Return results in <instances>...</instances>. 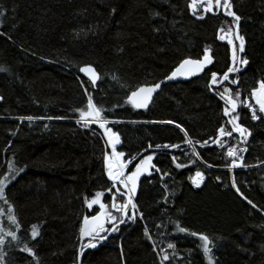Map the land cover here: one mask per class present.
I'll return each mask as SVG.
<instances>
[{
  "label": "trees",
  "instance_id": "trees-1",
  "mask_svg": "<svg viewBox=\"0 0 264 264\" xmlns=\"http://www.w3.org/2000/svg\"><path fill=\"white\" fill-rule=\"evenodd\" d=\"M189 2L0 0L4 12L0 16V96L4 97L0 101V178L9 177L5 193L22 225L15 228L8 220L9 205L0 201L5 210L0 215V235L13 230L18 236L16 241L5 236L0 246L7 254V264H35L19 251L25 244L33 247L39 264H75L82 216L98 210V206L88 209L83 198H91L110 184L103 166L107 149L102 130L98 125L83 128L76 123V109L86 106L85 88L110 121H120L109 124L120 133L118 150L136 154L149 143L181 147L154 149L158 151L153 163L171 176L161 179V174L153 172L140 178L135 199L144 219L122 224L96 248L87 249L80 264H160V255L172 256L174 251L175 256L165 264H208L198 241L176 231L177 221L215 240V264H264V215L230 186L235 176L241 192L264 209V120L253 121L247 109H238L240 123L249 128L251 136L241 145L247 147L241 153L247 166L232 172L223 166L224 154L239 135L223 149L197 145L212 168L197 161L176 169L172 155L185 164L193 158L182 142L183 133L174 125L151 123L173 120L194 139L207 140L227 120L222 113L224 102L217 94L222 87L213 91L207 83L210 72L222 75L231 65V46L218 39L222 34L218 29H226L232 18L221 11L197 19L187 8ZM231 2L241 17L242 56L249 63L239 73L230 74V78L239 76L238 85L225 82V86L233 91L239 87L244 99L264 79V0ZM206 46L215 62L203 76L165 85L148 110L126 103L135 86L163 80L180 59L200 58ZM85 64L101 76L94 87L79 71ZM27 116L37 119H20ZM196 170L205 172L201 188H194L188 179ZM103 199L109 202V195ZM33 224L39 231L35 240L30 237ZM145 226L152 240L145 237ZM168 243L176 249H168Z\"/></svg>",
  "mask_w": 264,
  "mask_h": 264
},
{
  "label": "snow or ice",
  "instance_id": "snow-or-ice-1",
  "mask_svg": "<svg viewBox=\"0 0 264 264\" xmlns=\"http://www.w3.org/2000/svg\"><path fill=\"white\" fill-rule=\"evenodd\" d=\"M187 8L191 11V14L197 19L203 20L207 14L216 15L223 11V14L227 17H231L232 21L228 24L227 28L221 27L218 29V39L220 41H226L227 45L231 46V65L227 67V70L222 75L215 71L210 72V78L207 83V87L210 90L215 91L217 87H222V91H218L220 100L224 102L222 113L224 117H227L225 123L221 124L217 129V135L210 137L207 140L194 139L181 124L173 120H161L151 121V123L174 125L179 132L183 133L182 142L187 145L191 150V157L188 163L179 162V157L176 155L171 156V163L176 169H184L189 165L195 164L197 161L204 164L207 168H212L213 165L203 159L200 152L197 150V145L201 148L209 146V141L212 144L224 148L229 140L233 138V134L239 135V139L235 144L227 147L224 154L226 163L223 165L229 170L246 167L243 163L244 157L241 153L247 151L246 145L248 137L251 136L249 128L240 123L239 108L243 107L251 113V120H264V79H260L256 82V86L252 87L247 96L241 99L242 92L237 87L235 91L231 87L225 86V82L230 85L239 84V76H233L230 78V74H236L241 71L242 66H246L249 61L246 57L240 56L239 53H243L245 50V37L239 32V21L241 17L233 10V4L231 0H190L187 4ZM4 14L3 9L0 8V16ZM158 15V14H157ZM211 48L206 46L203 49L202 56L200 58H192L190 56L184 57L179 60L178 63L171 69V71L165 75L164 79L156 83H142L135 86L130 90L127 95L126 103L133 109H147L152 99L153 94L161 88V84L165 81H173L178 78L188 79L196 76L205 71V68L213 63V56L211 55ZM3 70V69H0ZM79 71L83 73L89 83L94 87L97 81L101 79L100 74L96 68L91 64H85L79 68ZM116 77L113 76V79ZM87 96L86 106L84 108L76 109L79 112V119L76 120L77 124H80L83 128H91L92 125H98L102 130L106 149L103 153V166L107 180L110 182L109 186L104 190L95 191V193L89 198L84 196V204L90 210L94 206H98V210H95L93 214L83 215L78 228V246L77 255L75 258V264H80L81 257L85 254L87 249H93L97 247V244L107 239V236L113 232L119 230L121 224L127 221H135L137 218L143 220L144 214L139 211V206L136 202V195L139 187V181L142 176H151L153 172L161 174V179L165 176H171L169 171H163L157 167L153 160L156 153L153 151L149 154H145L149 149H179L180 144L176 143H164L155 144L149 143L147 149L143 152L136 154H128L125 151L118 150V146L122 145V139L118 131H114L112 127H109L110 123H120V121H110L105 115V109L102 106H98L87 88L84 89ZM4 99L0 96V101ZM21 120L33 121L36 117L27 116L20 117ZM51 120L53 117H47ZM55 119H62V117H55ZM14 134V133H13ZM185 155H188L185 153ZM131 166V168H130ZM12 168V165H9ZM12 179L15 178L13 175ZM191 184L196 188H200L204 184L206 176L205 172L196 170L194 175L188 177ZM220 177H216L217 181H220ZM10 182L9 177L6 175L0 178V201L9 205L7 209L8 220L15 226L16 229H21L22 225L18 217L13 214V207L9 204L5 189ZM231 188L235 189L236 193L251 206L252 209L259 211L264 215V209H260L252 200L241 192L237 186L235 176L231 177ZM165 192L168 191L167 184L164 185ZM109 195V202L104 201L105 194ZM165 203L168 202L167 195L164 197ZM5 210L0 208V215H3ZM159 227V225H157ZM176 231L191 236L198 241V248L202 250L203 256L207 259L208 264H215L213 255V249L215 247V240L208 234L198 231H192L187 227H183L180 223L176 222ZM0 232H3V228L0 227ZM39 235L38 227L36 224L31 225L30 237L32 240ZM144 235L149 240H152V236L148 228L144 227ZM5 236L10 237L11 240H18L17 232L13 230L7 231L5 234L0 235V246L5 244ZM168 249H176L174 243H168ZM153 250L155 245L153 244ZM22 254L32 257L35 264H39V257L34 251L33 247L25 244L19 249ZM6 253L0 249V264H7L5 259ZM121 255H123V249L121 248ZM175 256V251L172 256L167 253L160 255V264L170 261Z\"/></svg>",
  "mask_w": 264,
  "mask_h": 264
},
{
  "label": "water",
  "instance_id": "water-1",
  "mask_svg": "<svg viewBox=\"0 0 264 264\" xmlns=\"http://www.w3.org/2000/svg\"><path fill=\"white\" fill-rule=\"evenodd\" d=\"M218 14H219V13H218ZM218 14H217V15H218ZM239 25H240V22H239ZM239 55L242 56V53H239ZM214 62H215V60L213 59V63H212L211 65H209L208 67H206V68H205V71H204L203 73H200V74H198V75H196V76L190 77V78H188V79H185V78H178V79L173 80V81H165L163 84H161V88L158 89V90L153 94L152 99H151V101H150V103H149L148 108H147V109H137V110H140V111L148 110V109L151 107V105L153 104V102H154L156 96L161 92L162 88H163L165 85H168V84H175V83H180V82H189V81H192V80H194V79H196V78H199V77L203 76L207 71H209V70L213 67ZM80 73H81V72H80ZM81 75H82L83 77H85V78L88 80V78H87L83 73H81ZM98 81H99V80H98ZM98 81H97V83H98ZM96 85H97V84H96ZM234 135H238V134L234 133L233 136H234ZM214 145H215V144H212L211 146H206L205 148L212 147V146H214ZM153 151L156 152V151H158V150L150 149V150H148V152L145 153V154H148V153L153 152ZM130 168H131V166H130ZM121 225H122V224H121ZM121 225H120V226H121ZM120 226H119V227H120ZM113 233H114V232H113ZM113 233L109 234V235L107 236V238H109ZM104 241H105V240H104Z\"/></svg>",
  "mask_w": 264,
  "mask_h": 264
},
{
  "label": "rangeland",
  "instance_id": "rangeland-1",
  "mask_svg": "<svg viewBox=\"0 0 264 264\" xmlns=\"http://www.w3.org/2000/svg\"><path fill=\"white\" fill-rule=\"evenodd\" d=\"M107 150H110V149H107ZM245 152H243V154H244ZM242 167H239V168H235V169H241ZM235 169H233V170H235ZM227 170H229L228 168H227ZM230 171V170H229ZM0 227H1V223H0Z\"/></svg>",
  "mask_w": 264,
  "mask_h": 264
},
{
  "label": "built area",
  "instance_id": "built-area-1",
  "mask_svg": "<svg viewBox=\"0 0 264 264\" xmlns=\"http://www.w3.org/2000/svg\"><path fill=\"white\" fill-rule=\"evenodd\" d=\"M242 168H243V167H242ZM230 171L232 172V171H233V169H232V170H230ZM202 186H203V185H201V187H202ZM201 187H200V188H201ZM194 188H196V187L194 186Z\"/></svg>",
  "mask_w": 264,
  "mask_h": 264
}]
</instances>
